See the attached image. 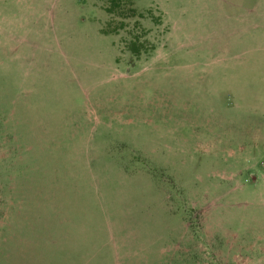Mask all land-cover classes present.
<instances>
[{
  "label": "rangeland",
  "instance_id": "rangeland-1",
  "mask_svg": "<svg viewBox=\"0 0 264 264\" xmlns=\"http://www.w3.org/2000/svg\"><path fill=\"white\" fill-rule=\"evenodd\" d=\"M0 264H264V0H0Z\"/></svg>",
  "mask_w": 264,
  "mask_h": 264
},
{
  "label": "trees",
  "instance_id": "trees-1",
  "mask_svg": "<svg viewBox=\"0 0 264 264\" xmlns=\"http://www.w3.org/2000/svg\"><path fill=\"white\" fill-rule=\"evenodd\" d=\"M140 48L141 47H138V43H133L132 44V52L135 54V55H140L141 54V51H140Z\"/></svg>",
  "mask_w": 264,
  "mask_h": 264
}]
</instances>
